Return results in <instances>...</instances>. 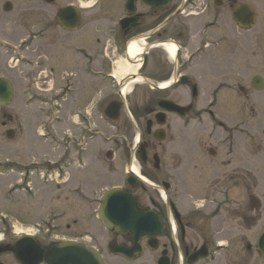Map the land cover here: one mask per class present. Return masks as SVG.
<instances>
[{
    "label": "flooded vegetation",
    "instance_id": "1",
    "mask_svg": "<svg viewBox=\"0 0 264 264\" xmlns=\"http://www.w3.org/2000/svg\"><path fill=\"white\" fill-rule=\"evenodd\" d=\"M14 9L13 0H0L1 16ZM18 12L23 51L39 53L27 77L31 85L54 89L47 103L60 113L95 94L94 111L106 126L95 127L84 107L86 123L68 134L71 147L63 154L73 159L46 169L87 210L86 224L96 216L100 237L46 242L33 234L43 251L38 264H49L48 249L62 240L93 247L105 264H264L257 250L264 205L253 194L254 139L246 120L222 121L219 89L232 83L246 103L252 89L264 86V0H22ZM253 66L260 72L252 73ZM44 70L54 77L45 80ZM98 140L109 157L99 173L116 182L100 195L86 177L69 176L71 167L88 166L89 147ZM23 166L21 179L29 183L30 166ZM112 188L158 222L142 238L141 254H121L120 247H133V233L100 220L102 197ZM21 236L0 237V264H24L14 251L22 250Z\"/></svg>",
    "mask_w": 264,
    "mask_h": 264
},
{
    "label": "rangeland",
    "instance_id": "2",
    "mask_svg": "<svg viewBox=\"0 0 264 264\" xmlns=\"http://www.w3.org/2000/svg\"><path fill=\"white\" fill-rule=\"evenodd\" d=\"M13 3V12L7 16L0 15V42L4 41L0 43V55L6 56V60H0V76L9 78L15 90L12 104L0 107V237L6 232L15 237L24 233L36 234L46 242L70 237L87 240V234L100 237L101 225L96 216L92 215L90 224H86L87 210L83 205L79 208L77 200L67 198V189L64 185L58 188L46 170L53 168L54 162L59 159H73L71 154H63L71 147L68 134L79 131L86 123L84 107L92 113L95 127H106L94 111L98 98H95V94L87 99L80 98L78 102L66 104V111L61 113L59 109L55 111V105L47 103L53 97L54 89L49 93L43 92L40 89L42 84L33 87L27 79L30 72L34 73L31 63L37 62L39 53L29 49L23 51L21 38L24 18L18 12L22 0H13ZM8 45L12 49H8ZM25 61L27 64H24ZM251 72L260 71L253 66ZM40 74L45 80L54 77L49 70ZM55 84L51 82L49 87L56 88ZM219 89L222 121L229 126L242 118L249 126L248 131L255 143L252 160L254 200L264 205V88L252 89L251 98L246 103L232 83L227 81ZM91 101L93 104H90ZM233 102L236 105L234 110H245L246 113H238V117L233 118ZM9 130H14V137L8 138ZM89 148L88 166L80 172H75L71 167L69 176L71 180L78 181L86 177L87 186L97 189V195H100L102 187L116 183L99 173V166H109V157L105 154L108 147L98 140ZM97 161L100 163H95ZM26 163L30 166L29 183L20 175ZM62 164L67 165L65 162ZM43 174L45 180L48 177L46 182ZM75 219L78 224L74 222Z\"/></svg>",
    "mask_w": 264,
    "mask_h": 264
},
{
    "label": "water",
    "instance_id": "3",
    "mask_svg": "<svg viewBox=\"0 0 264 264\" xmlns=\"http://www.w3.org/2000/svg\"><path fill=\"white\" fill-rule=\"evenodd\" d=\"M256 87L262 88L263 86L260 84ZM13 97L14 87L11 81L0 77V106L10 105ZM12 133L8 131L7 136L12 137ZM120 191V189H113L104 196L100 216L109 227L120 226V229H115L117 232L130 231L133 233L135 240L133 247L119 248L123 254L132 256L142 252L140 241L152 234L155 225L157 227L159 225L152 212L137 208L133 197ZM16 245L22 247L19 252L14 250L17 261L29 264L25 260L26 257L32 258L30 264H38L41 261L43 251L34 237L22 236L17 240ZM257 247L264 261V229L258 238ZM46 261L49 264H105L94 249L79 245L74 241L53 244L46 253Z\"/></svg>",
    "mask_w": 264,
    "mask_h": 264
},
{
    "label": "bare ground",
    "instance_id": "4",
    "mask_svg": "<svg viewBox=\"0 0 264 264\" xmlns=\"http://www.w3.org/2000/svg\"><path fill=\"white\" fill-rule=\"evenodd\" d=\"M127 71H129V70L127 69L125 72H127Z\"/></svg>",
    "mask_w": 264,
    "mask_h": 264
}]
</instances>
